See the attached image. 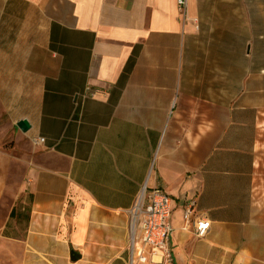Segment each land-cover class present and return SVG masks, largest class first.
Masks as SVG:
<instances>
[{
    "label": "crops",
    "instance_id": "obj_1",
    "mask_svg": "<svg viewBox=\"0 0 264 264\" xmlns=\"http://www.w3.org/2000/svg\"><path fill=\"white\" fill-rule=\"evenodd\" d=\"M262 10L0 0V232L28 217L23 264H264ZM144 187L172 200L157 263L130 261Z\"/></svg>",
    "mask_w": 264,
    "mask_h": 264
},
{
    "label": "built area",
    "instance_id": "obj_2",
    "mask_svg": "<svg viewBox=\"0 0 264 264\" xmlns=\"http://www.w3.org/2000/svg\"><path fill=\"white\" fill-rule=\"evenodd\" d=\"M181 14H185L187 0H175ZM90 95V89H88ZM34 145L44 142L43 137H32ZM195 201L184 205L183 220L185 224L193 222L194 235L204 237L209 229V221L202 217L193 218ZM132 221L130 245V261L145 263L148 259L155 261V257L170 259L169 241L172 233L171 214L172 200L160 187L143 188L136 203L130 210ZM134 215V217H133ZM131 229V228H130Z\"/></svg>",
    "mask_w": 264,
    "mask_h": 264
},
{
    "label": "rangeland",
    "instance_id": "obj_3",
    "mask_svg": "<svg viewBox=\"0 0 264 264\" xmlns=\"http://www.w3.org/2000/svg\"><path fill=\"white\" fill-rule=\"evenodd\" d=\"M264 11V10H262ZM131 221L132 216L129 213L128 229L131 238ZM25 221H19L17 228L9 225L0 232V264H23V242L13 240L12 236L24 235ZM21 240V239H19ZM130 248V247H129Z\"/></svg>",
    "mask_w": 264,
    "mask_h": 264
},
{
    "label": "water",
    "instance_id": "obj_4",
    "mask_svg": "<svg viewBox=\"0 0 264 264\" xmlns=\"http://www.w3.org/2000/svg\"><path fill=\"white\" fill-rule=\"evenodd\" d=\"M17 126L22 130L26 131L29 128V123L26 119H21L17 122ZM72 260H75L77 258V252L73 251L71 253Z\"/></svg>",
    "mask_w": 264,
    "mask_h": 264
},
{
    "label": "trees",
    "instance_id": "obj_5",
    "mask_svg": "<svg viewBox=\"0 0 264 264\" xmlns=\"http://www.w3.org/2000/svg\"><path fill=\"white\" fill-rule=\"evenodd\" d=\"M13 210L11 211V214H10V217H12V214H13ZM26 219H28V217H25V215H23L22 217H21V220L20 221H22V220H26ZM17 220V219H16ZM19 220V219H18Z\"/></svg>",
    "mask_w": 264,
    "mask_h": 264
},
{
    "label": "bare ground",
    "instance_id": "obj_6",
    "mask_svg": "<svg viewBox=\"0 0 264 264\" xmlns=\"http://www.w3.org/2000/svg\"><path fill=\"white\" fill-rule=\"evenodd\" d=\"M133 217H134V215H133ZM133 232V228H131V233Z\"/></svg>",
    "mask_w": 264,
    "mask_h": 264
}]
</instances>
